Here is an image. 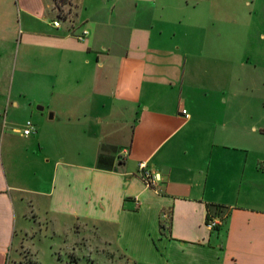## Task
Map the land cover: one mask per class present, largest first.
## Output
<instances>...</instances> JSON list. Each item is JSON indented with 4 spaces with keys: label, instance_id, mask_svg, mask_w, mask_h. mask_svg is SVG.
<instances>
[{
    "label": "crops",
    "instance_id": "crops-1",
    "mask_svg": "<svg viewBox=\"0 0 264 264\" xmlns=\"http://www.w3.org/2000/svg\"><path fill=\"white\" fill-rule=\"evenodd\" d=\"M78 2L63 20L50 0H0V264H21L23 197L52 228H93L126 264H264V96L245 95L264 89V0L253 23L209 0L189 18L179 0L171 20L158 0ZM155 6L157 20L134 18ZM47 107L53 126L9 128ZM100 113L131 120L122 156L107 153L112 134L74 123Z\"/></svg>",
    "mask_w": 264,
    "mask_h": 264
},
{
    "label": "rangeland",
    "instance_id": "rangeland-1",
    "mask_svg": "<svg viewBox=\"0 0 264 264\" xmlns=\"http://www.w3.org/2000/svg\"><path fill=\"white\" fill-rule=\"evenodd\" d=\"M165 8L163 20H171V17L176 16L177 12L174 11L179 0H158V5L160 4ZM186 1L188 5L181 10V15L184 18H189L190 5L189 2L193 0H181V3ZM50 2H52L50 0ZM84 4H88V7L92 10L98 9L100 6V0H83ZM211 10L216 12V10L224 9L225 12L236 10L239 7V11L244 12L245 18L247 17V12L252 8V0H209ZM79 2L78 0H70L69 4L64 5L61 8L60 18L63 20H74L76 13L78 11ZM243 4H245L244 7ZM235 7V8H234ZM171 8V10H168ZM234 8V9H232ZM159 6H155L151 10L138 11L137 15H134L136 20H157ZM84 12L89 13L88 9ZM224 12V13H225ZM81 15H84L83 12ZM99 16L100 20H106V18ZM133 17V16H131ZM56 19L58 22H62L61 19ZM252 26V25H251ZM253 27L247 32L248 35L254 34ZM245 69V74L248 75V68ZM209 73L208 75H210ZM213 74V73H212ZM203 79H205L204 74H201ZM254 92H257L254 94ZM259 95L264 96V89H246L245 95ZM41 106V105H39ZM35 107V106H34ZM54 109V108H53ZM51 108H44L43 111H35L33 108L32 115L36 119L27 118L25 114L18 113L15 114L11 120L10 129H22L25 122L28 121L35 132L39 131V120L43 121L47 126H53L55 121H48V115L51 113ZM60 115L56 112V117ZM123 121L116 119L108 126H105V121L103 120L101 113L99 115H93L85 120L79 119L78 122H74L77 126L82 127L83 125L87 127V131L92 134L101 133V135L112 134L108 140L114 143V147L111 151L107 153L123 155L122 151L127 149L123 144L127 141L130 135L129 123H131L126 114L122 115ZM125 121V124H123ZM110 123V122H109ZM49 129H43V132H47ZM34 132V133H35ZM17 138V137H16ZM29 136V140H30ZM19 144L27 143V140L18 139ZM116 150H112V149ZM104 152V151H102ZM49 157L53 156L51 150L44 151ZM25 154V153H24ZM62 157H66L64 153H61ZM101 155V154H99ZM47 156V157H48ZM104 157V154L102 155ZM43 158V157H42ZM22 204L24 207V212L22 218L17 214L16 218V238L14 239L15 245L20 242V247L18 248L20 254L21 264H126V261L121 257L119 253L114 252L113 249L106 246V244L100 243L95 236V231L93 228L80 224H74L70 228L56 226L52 228L46 219H42L40 216L32 213L29 210L27 198H22ZM169 220V214L166 212L163 219V227L167 228Z\"/></svg>",
    "mask_w": 264,
    "mask_h": 264
},
{
    "label": "built area",
    "instance_id": "built-area-1",
    "mask_svg": "<svg viewBox=\"0 0 264 264\" xmlns=\"http://www.w3.org/2000/svg\"><path fill=\"white\" fill-rule=\"evenodd\" d=\"M52 26L53 27H58L59 26V23L57 21L55 22H52ZM87 36V32L85 30H80L79 34H77L75 36L76 40L82 42L85 40ZM182 115H184L185 117H187L185 115V112L182 111L181 112ZM33 130V127L31 126V124L26 121L24 126H23V129L21 131L22 135L23 136H27L29 135V133ZM138 168V172H139V176H140V179L142 180V182L146 185V186H152L153 183L155 181H157V175L155 174H152L149 170H147L144 166V164H138L137 166ZM218 225V222H215V221H207L205 223V226L208 230H211L212 228L216 227Z\"/></svg>",
    "mask_w": 264,
    "mask_h": 264
},
{
    "label": "trees",
    "instance_id": "trees-1",
    "mask_svg": "<svg viewBox=\"0 0 264 264\" xmlns=\"http://www.w3.org/2000/svg\"><path fill=\"white\" fill-rule=\"evenodd\" d=\"M69 1L70 0H52L53 2V7L54 9L57 11L58 15H60L61 13V8L64 6V5H67L69 4ZM207 221H210L209 219H206L205 222ZM161 228V226H160ZM214 228H212L211 230H213ZM210 230V231H211Z\"/></svg>",
    "mask_w": 264,
    "mask_h": 264
}]
</instances>
